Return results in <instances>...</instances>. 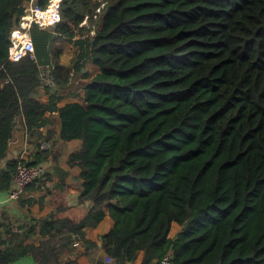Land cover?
<instances>
[{"label":"trees","instance_id":"trees-1","mask_svg":"<svg viewBox=\"0 0 264 264\" xmlns=\"http://www.w3.org/2000/svg\"><path fill=\"white\" fill-rule=\"evenodd\" d=\"M24 2L0 0V160L20 120L35 134L57 112L61 139L83 141L69 162L92 207L79 221L44 219L49 238L19 256L68 264L60 254L73 233L106 206L115 224L102 240L116 264L142 250V264L168 253L174 264H264V0H104L93 38L80 37L90 32L81 23L102 0H63L60 22L31 30L35 57L12 61ZM57 38L77 46L72 66L52 50ZM88 59L100 72L83 102L59 107ZM44 71L57 82L47 103L37 98ZM40 152L30 163L46 160ZM19 161L0 173L1 190ZM14 259L0 250V264Z\"/></svg>","mask_w":264,"mask_h":264},{"label":"crops","instance_id":"crops-1","mask_svg":"<svg viewBox=\"0 0 264 264\" xmlns=\"http://www.w3.org/2000/svg\"><path fill=\"white\" fill-rule=\"evenodd\" d=\"M63 44L61 42L59 49L55 52L60 53V63L69 67L74 62L72 58L74 50L66 52L69 48H61L65 47V44L61 46ZM75 47L78 53L77 46ZM99 72L100 67L94 61L90 59L85 61L81 72L77 73L73 81L60 92L62 98L57 105L62 107L70 102H83L85 97L83 84ZM55 92L39 89L37 98L47 103ZM46 117L49 122L35 134L29 133L23 120H20L13 138L8 143V153L0 160L1 173L10 161H34L36 154L41 151L40 153L47 157L42 164L46 167L49 177L48 184L43 187L30 185L17 199L10 197L13 182L10 189H0V250H7L10 255H14L15 259L10 264H42L31 254L19 256L24 247L31 244L39 245L49 238V234L44 235L41 232L42 221L51 217L79 221L92 207L91 201L81 200L83 193L81 165L69 162L71 153L79 150L83 141L81 139L69 141L61 139V120L58 113L47 112ZM44 143L49 144V147L45 149ZM106 208L105 206L104 219L95 225L85 227L83 240L78 244L73 243L72 240L60 254L61 261H68V264H107L106 257L109 255L104 247L102 235L108 232L115 223ZM180 229V224L173 222L170 237H175ZM84 239L96 243V246L86 243ZM144 254L143 250L139 251L131 264H142Z\"/></svg>","mask_w":264,"mask_h":264},{"label":"built area","instance_id":"built-area-1","mask_svg":"<svg viewBox=\"0 0 264 264\" xmlns=\"http://www.w3.org/2000/svg\"><path fill=\"white\" fill-rule=\"evenodd\" d=\"M63 0H47L45 4L41 3V0H25L22 7L23 13L15 17L14 25L10 33L11 48L9 59L12 61H18L24 56L30 55L35 57V44L32 38L31 30L34 27L40 29H50L61 21V6ZM105 2L102 0L100 6H98L93 15L94 22H92L91 16H86L85 20L81 23L83 27H90V32L80 36L81 38H93L96 35L98 28V22L101 18V13L105 7ZM79 36L77 38H80ZM50 88L55 90L57 88V82L54 76L49 71L42 73V84L40 85V91ZM43 147L46 149L49 144L44 143ZM13 188L10 192V197L13 199L19 198V196L30 185H38L40 187L45 186L49 182L46 167L42 164H35L30 162L19 161L16 170L12 175ZM73 243H80L83 240V236L79 233L73 235ZM107 264H114L115 259L111 256L106 257ZM160 264H174L173 255L171 253L166 254L160 260Z\"/></svg>","mask_w":264,"mask_h":264},{"label":"rangeland","instance_id":"rangeland-1","mask_svg":"<svg viewBox=\"0 0 264 264\" xmlns=\"http://www.w3.org/2000/svg\"><path fill=\"white\" fill-rule=\"evenodd\" d=\"M58 39H63L64 41H63V40H58ZM66 40H67V39H66ZM66 40H65V38H57V39H56V43L54 44V46H53L52 48H54L53 50L56 51V50H58L59 47H60L59 44H60L61 42L64 43V44H65V47H61V48H63V49H64V48H66V49L69 48V50H66V52L68 51V53L74 50V55H73V57H72L73 60H74V59H76V53H77V52L75 51L76 47H75V45H74L73 42H69L68 40H67V41H68V42H67ZM57 42H59V44H58ZM64 44L61 45V46H64Z\"/></svg>","mask_w":264,"mask_h":264}]
</instances>
